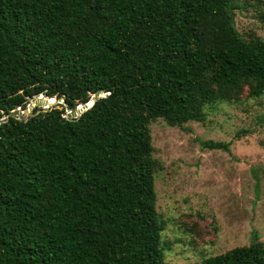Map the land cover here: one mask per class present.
<instances>
[{"label":"trees","instance_id":"trees-1","mask_svg":"<svg viewBox=\"0 0 264 264\" xmlns=\"http://www.w3.org/2000/svg\"><path fill=\"white\" fill-rule=\"evenodd\" d=\"M235 0H0V264H165L150 124L264 95ZM54 104L31 114L43 95ZM211 149L228 144L207 141ZM197 264H264V243Z\"/></svg>","mask_w":264,"mask_h":264},{"label":"rangeland","instance_id":"rangeland-1","mask_svg":"<svg viewBox=\"0 0 264 264\" xmlns=\"http://www.w3.org/2000/svg\"><path fill=\"white\" fill-rule=\"evenodd\" d=\"M235 2L240 36L264 39V0ZM206 113L204 123L182 128L162 119L150 124L165 264H197L249 245L254 235L264 243V95ZM207 141L229 149H211Z\"/></svg>","mask_w":264,"mask_h":264},{"label":"water","instance_id":"water-1","mask_svg":"<svg viewBox=\"0 0 264 264\" xmlns=\"http://www.w3.org/2000/svg\"><path fill=\"white\" fill-rule=\"evenodd\" d=\"M104 96H105L104 93L96 92L93 95L92 100L90 101V104L87 103V104H84L82 106H78V107L74 108L73 110H70L69 108H67V105L63 101L57 100V99H53L54 102L51 104L50 99H48L47 97L41 95V96L37 97L33 103L29 104L26 110L22 111L20 108H18V109L14 110V111H11L9 115L15 116V117H17V116L25 117V116L31 114L32 109L34 107H37V106H39L42 103L46 107H48L49 105H54V104H63L66 107V111H67L66 116H67V118H76L81 113H83L84 111L88 110L98 98H101V97H104ZM7 118H8V115H5L0 120V123L5 122L7 120Z\"/></svg>","mask_w":264,"mask_h":264}]
</instances>
